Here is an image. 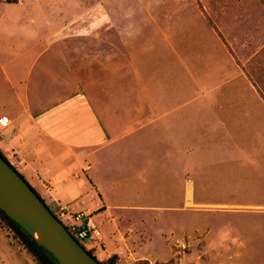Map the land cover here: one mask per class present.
<instances>
[{"label": "rangeland", "instance_id": "374dc122", "mask_svg": "<svg viewBox=\"0 0 264 264\" xmlns=\"http://www.w3.org/2000/svg\"><path fill=\"white\" fill-rule=\"evenodd\" d=\"M57 28L80 88L101 115L134 129L99 155L98 175L105 168L116 180L131 154L142 170L155 155L168 173L157 187L135 179L120 201L109 190L107 211L83 213L100 231L86 244L93 255L264 264V0H0V102L10 100L6 76L24 81ZM41 62L29 66L30 82ZM165 106L184 130L160 127ZM0 264H35L1 221Z\"/></svg>", "mask_w": 264, "mask_h": 264}, {"label": "crops", "instance_id": "0c3cea01", "mask_svg": "<svg viewBox=\"0 0 264 264\" xmlns=\"http://www.w3.org/2000/svg\"><path fill=\"white\" fill-rule=\"evenodd\" d=\"M56 31L59 28L33 54L29 65L32 68L42 59L36 81L30 82L32 68L30 70L29 66V75L24 81L6 76L10 100L0 102V152L55 215L60 210L74 214L101 213L112 206L109 190L117 193L119 200L121 192L124 194L132 190L130 187L135 179L141 177L146 186L153 184L157 187V178L168 173L157 171L155 155L148 157V169L142 170L135 165L141 158L131 154L130 158L121 157L118 160L116 180L111 177L112 172L105 168L98 175L96 165L99 155L107 153L108 148L112 149L114 145L127 143L134 129L128 131L131 129L126 127L129 128L130 124L125 125L113 118L112 112H108L109 115L100 114L78 85L70 54L67 56L65 44L56 40ZM165 108L166 120L160 127L184 130L185 124L181 126L170 120L176 110ZM131 123L135 126L134 119ZM163 135L169 137L166 132ZM180 138L182 141V134ZM130 146L136 149L132 144ZM162 159L168 160L170 156ZM128 174H131V179L126 178ZM143 176L145 179H142ZM188 182L185 181V188Z\"/></svg>", "mask_w": 264, "mask_h": 264}, {"label": "water", "instance_id": "95a60500", "mask_svg": "<svg viewBox=\"0 0 264 264\" xmlns=\"http://www.w3.org/2000/svg\"><path fill=\"white\" fill-rule=\"evenodd\" d=\"M0 209L58 264H100L76 242L26 180L1 156Z\"/></svg>", "mask_w": 264, "mask_h": 264}, {"label": "trees", "instance_id": "16d2710c", "mask_svg": "<svg viewBox=\"0 0 264 264\" xmlns=\"http://www.w3.org/2000/svg\"><path fill=\"white\" fill-rule=\"evenodd\" d=\"M0 156L4 159V161L18 174L20 173L15 169L13 165L4 157V155L0 152ZM21 176V175H20ZM22 177V176H21ZM23 178V177H22ZM24 179V178H23ZM25 180V179H24ZM27 182V181H26ZM32 188V187H31ZM33 189V188H32ZM37 194V193H36ZM38 195V194H37ZM39 196V195H38ZM41 199V197L39 196ZM43 201V199H41ZM44 202V201H43ZM59 218L57 215H55ZM0 221L4 223L8 229L12 232V238L15 242L30 256L32 261L35 264H58L55 258L51 256L50 253L45 251L43 248L37 245L34 238H32L24 229H22L19 225H17L13 220H11L1 209H0ZM69 231L70 229L65 226ZM76 242L95 260H97L100 264H109L110 260H106L105 262L99 261L95 255H93L91 248H88L87 245L77 238ZM113 257V256H112ZM111 257V258H112Z\"/></svg>", "mask_w": 264, "mask_h": 264}, {"label": "built area", "instance_id": "2783aa9c", "mask_svg": "<svg viewBox=\"0 0 264 264\" xmlns=\"http://www.w3.org/2000/svg\"><path fill=\"white\" fill-rule=\"evenodd\" d=\"M59 219L70 229L68 232L74 239L77 238L79 241L85 244L91 242L95 238H98L100 235V231L96 223L92 217L88 215L80 213L73 217H65L62 214Z\"/></svg>", "mask_w": 264, "mask_h": 264}]
</instances>
